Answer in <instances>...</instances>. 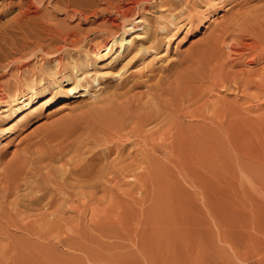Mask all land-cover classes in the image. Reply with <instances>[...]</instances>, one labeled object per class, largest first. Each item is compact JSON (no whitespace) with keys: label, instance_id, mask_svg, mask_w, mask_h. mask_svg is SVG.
Listing matches in <instances>:
<instances>
[{"label":"rangeland","instance_id":"obj_1","mask_svg":"<svg viewBox=\"0 0 264 264\" xmlns=\"http://www.w3.org/2000/svg\"><path fill=\"white\" fill-rule=\"evenodd\" d=\"M27 1L29 0H0V93H15V88L24 83L25 71L29 75L35 72L37 77L40 69L47 65L42 60V55L31 58L30 50L23 49L24 38L17 28L15 18L19 12L18 4L25 5ZM97 1L80 2L79 10L88 15V18L84 15L70 17L71 15L62 10L55 14L49 1L41 4L40 9L42 8L43 14L50 15V24H56L65 31H74L87 41L99 43L117 28L112 27L115 29L111 30L107 25L106 29L102 28L105 27V24L102 25L104 18L114 15L110 12H104L102 16H89L88 12L97 6ZM168 1H141L142 3L136 5L137 11L134 10L135 7L132 9L131 14L138 12L146 16V21L152 27H159L166 21L164 24L167 31L164 33V30L161 32L156 29L158 49L142 53L127 73L136 72L134 76L140 83H153L151 79L146 80L148 71L157 70L166 61L172 62L170 71L173 76L171 75L169 83L167 82L170 92L169 95L168 92L166 94L167 99L173 102V107L166 105L167 122L148 123L144 128L147 131L141 136H131L130 139L127 136H113L97 149L102 150L107 145L113 147L105 155L112 159L110 161L120 155L119 165L131 158V155L134 158L136 152L135 159L138 156V159L146 160H139L141 164L137 161V164L142 166L137 172L142 175L125 179L121 176L122 179L112 174L116 180L109 175L108 178L112 177L110 182L104 179L102 180L105 182L98 181L100 187L103 185L102 188L96 186L98 190L91 189L90 192L91 187L86 186L89 188L87 190L82 187V195L78 187L75 190L70 188L69 191L59 190L57 196L58 192L54 193L50 188L51 195L47 194L49 196L46 200L34 206L30 204L31 197H26L29 191L22 188L20 192L5 200V204L0 202V212L3 211L0 213V264H264V97L256 99L251 96L263 85L261 81L264 78V60H254L246 52L236 54L231 52L230 47L232 43L249 40L248 31L244 33L243 30L254 29L255 26L257 29L259 26L258 29L261 30L262 27L264 31V0ZM173 3L178 8H175V11ZM169 5L173 7L170 8ZM146 8L151 12L144 13ZM137 15L136 13L135 16ZM174 15L179 18L175 19L178 22L172 25L169 21ZM119 16L120 22L124 20V15ZM241 17L249 18L250 25L245 26L247 29L239 26L243 20ZM178 24H181L179 28ZM222 37L224 42L220 39ZM258 50L257 52L262 53L261 48ZM150 53H157V58L154 59L156 54L151 57ZM101 68L104 71L105 68ZM109 76L100 77L102 83L94 90L106 88L109 95L119 91L120 89L115 90L112 84L119 83L121 79ZM140 83L132 87L128 98L133 100L130 106L135 104L132 109L140 108L143 114L144 109H149L150 104L157 100L149 104L151 99L148 98V83L146 87ZM65 86L62 89L64 95L58 97L55 102L47 104V95H44L37 98L35 104L23 112L12 115V118L0 119V129L15 128L13 121L16 116L22 115L25 121L20 124L23 126L19 125L14 129L15 132H8L0 137V173L3 174L8 165L22 161L26 150L37 149L42 144V140L39 141L46 132L47 135L55 134L64 126H72L77 119L76 114L80 115L86 110L87 115L92 117L89 109L93 104L97 106V103H93L89 96H82L80 91L84 88L66 91L68 85ZM109 88L113 92L108 90ZM106 93L103 94L105 97ZM183 93L188 94L187 100L180 99ZM80 103L83 106L90 103V106L87 105V108L85 106L86 109H83ZM100 105L105 107L102 103ZM147 105L149 108H145ZM155 105L151 106L155 108ZM0 107L2 110L4 106L0 104ZM137 137L139 139L136 140ZM137 145H143L142 149L146 154ZM126 150L129 151L128 154ZM105 155L100 151L91 159L102 161L104 158L109 161ZM68 156L70 155L65 158L69 159ZM151 157L154 161L150 160ZM117 158L113 161L116 164L119 162ZM64 160L53 164L60 166L62 172L66 169ZM130 160L127 162L135 161ZM61 171L60 175H57L65 174L62 175ZM6 173L4 172L5 175ZM2 177L5 178L4 175ZM2 177L0 180H3ZM63 177H68V174ZM3 183L1 185L4 186ZM85 191L88 193L86 197ZM89 192H94L93 196L89 195ZM79 194L81 196H78ZM46 203L51 204L45 206ZM10 207L17 209L18 213L14 209L16 213L11 212ZM13 213L16 214L15 218L12 217ZM17 214L19 216L16 218Z\"/></svg>","mask_w":264,"mask_h":264},{"label":"bare ground","instance_id":"obj_2","mask_svg":"<svg viewBox=\"0 0 264 264\" xmlns=\"http://www.w3.org/2000/svg\"><path fill=\"white\" fill-rule=\"evenodd\" d=\"M22 1L23 0H21V2ZM48 1L52 5V12L55 14L58 13L60 10H62L66 14L71 15L70 17L84 15L85 17L88 18V15L86 16L82 12V10H79L78 6H79L80 2H82V0H29V1H27L26 4L24 3L25 5H23L22 3L18 4L19 12L16 15L15 23L17 25V28L21 31L23 38H24V48L23 49L27 50V51L30 50V56L29 57H31V58H32V56L37 57L39 54L42 55V58H43L42 60H44V62L47 63V65H45V66L42 65L43 67L42 68L40 67L41 69L39 68L40 73L37 74L38 75L37 77H35L36 76L35 72L33 73V71H32L33 74L29 75V73H27L25 71V76L23 75V77H25L24 83L22 82L23 85L17 86L18 88H15L16 89L15 93L12 92L13 94H10L9 92H4V91L2 93H0V104L2 106H4L3 109L0 110V119L4 118V117L5 118H8V117L12 118V115L17 114L19 112H23L24 110L32 107L33 104H35L37 98H39V97L42 98V96L44 97V95H47L45 98V102H47V104L48 103L51 104V103L55 102L58 99V97L62 96V94H63L62 89H64L65 85H68V87L65 89L66 91H74V90L79 89L80 87H83L84 88L83 91H80L83 93V95L82 94L81 95L82 96H89L90 98H92L93 103H97V106H96V104H95V106H93L94 104L91 105L92 108L89 109V112H92L91 114H93V115H92V117H89L90 114L87 115L88 110H86L85 113H81L80 115H79V113L76 114V112L79 111L77 108L83 106L80 103L81 106L76 107L77 111L74 112L77 115L76 116L77 119L74 121V123L71 124L72 126L68 125L71 128H69V127L65 128V126L64 127L60 126V128L62 127L65 129L61 128V130H58L57 133H55V134L49 133L47 135L46 134L47 132H46L44 134V136L39 141V142H41V140H42V144L40 143L41 144L40 146L38 145L39 143L36 144L37 146H39L37 149H35L33 151H30V150H32L31 148L29 150H26L27 151L26 156L23 158L22 161H20L18 163H16L17 162L16 161L15 162L16 164L15 163L13 165L11 164V166L8 165L7 166L8 169L4 170L5 173L7 171L6 175L1 170L3 172V174L0 173V177H2L4 175V177L6 178L5 179L2 177L3 180H0V202L2 204H5V202H6L5 200H7L10 196L20 192L22 190V188H25L24 191L25 190L29 191L28 194L26 193L27 196L26 195H24V196L31 197L30 204L34 206V204H37V203H40V202L46 200L47 196H49L47 194H50L52 191L54 193L58 192L59 190H65V191L68 190L69 191L70 188L75 190L76 187H78L79 189L78 188L77 189L81 191V195H82L83 189L84 190L89 189V188H86V186L91 187L89 190L90 192H92L91 189L93 191H95L97 189L96 186L99 185V183L101 182L102 179L110 182V180H111L110 178H112L113 176H119L120 178H122L124 176V179L128 178V177H131V178L140 177V175H142V174L139 173V171L137 172V170H139L140 169L139 167H142V166H139L138 164H139V162L141 164V161L145 162L146 160L145 161H144V159L141 160L142 158L138 159V156H137V159H135L136 158V155H135L136 152H134V158H133V155H131L132 157L125 161V162H127L130 159H134L136 161V162L134 161L135 164H137V161H138V164L136 166L133 162L130 163L132 160H130V162H127V164H125V162H124L121 165H119V163H121L120 155L118 158L115 157L118 159L117 161H119L118 164L113 162L114 160H116L115 158L113 161H110L112 159H109L108 156L106 157V155H107L106 153L111 151L113 149V147H110L107 145V146H105L104 149L101 148L102 150H100V149L97 150V149L99 146L102 147L103 144H106L110 138H113V136H118V137H123V136L126 137L127 136L130 139L131 136H141L144 131H147L144 128H145L146 124H148V123L151 124V122H152V124H154V123H159L162 121L167 122L166 116L168 114L166 115V110L168 108H166V105H167V107L169 106L170 108L173 107V105H172L173 102L171 103L169 101V99H167V94H166L169 90L167 85H168L170 77L172 75L171 74L172 71H170V70H172L171 69L172 66H170V65H172L171 61H166L165 64H163L157 70L151 69L150 71H148V73L146 72L147 73L145 75V77L147 78L146 80L151 79L150 81H152L153 83L149 82L150 83L149 84L148 82L144 83V81L143 82L141 81V83H143V86H145L148 83L147 84V87H148L147 90H149L148 92L150 93V95L148 93L147 96L149 95L148 98L151 99L148 101L149 104L152 103L151 101H153V100L154 101L157 100V102H158V103L153 102V104H150L151 109L148 107V105H147V107H145V108H149L150 110L142 108V109H144V111L145 110H148V111H145V112L143 111V114H141L142 110L140 108H137V109L133 108L132 109V107L135 104L133 106H130L131 101H133V100L130 101V99L128 98L130 96L129 92L132 89V87L134 88V86L136 84L138 85V83H140V82H138L139 80L134 76L137 73L131 72L132 74H127L128 71L131 69V66L134 65L135 61H137V58L139 56H141L142 53H145L147 51L151 52L152 49L153 50L158 49L156 46L157 45V37H156V33H157L156 31L157 30L156 29L157 28L160 29L158 31H161V32L164 30L163 31L164 33L167 31V26H166V24H164L166 22L165 20H164L165 22H163V24H161V25H159V27L155 28V27H152V25L146 21V19H145L146 16L144 17V15H142V14L140 15V13H138V12H136L138 14L137 16H135L136 15L135 12H134L135 14L133 13L134 15L131 14L132 13L131 11L134 7H135L134 10L137 11L136 5H138L139 2H141V1L146 2L148 0H98L99 2L97 1L98 2L97 6L93 7L88 12L89 16L90 15L100 16L102 13L104 14V12H108V13L110 12L111 15L112 14H114V15H112L109 18L105 17L104 21H106V23H108V24H106L103 21L102 25L104 26V24H105V27H102V25H101V27L106 29L107 26H109V27H111V30L115 29V28L112 29V27L117 28V29H115V31L110 32L109 37L103 39L101 36L102 39L99 41V43H96L97 41H87L84 37L77 35L74 31H65L64 29L60 28L59 26L57 27L56 24H50L49 19H48V17L50 15L49 14L48 15L43 14L42 10H41L42 8L40 9V7H41L40 5L44 4ZM169 1L173 2L172 0H169ZM158 2H159V0H158ZM19 3H20V1H19ZM174 3H173V5H174ZM101 4H103V6ZM143 5H140V6L144 7ZM173 5H171V6L173 7ZM163 6H161V8ZM169 7H170V5H169ZM172 7H170V8H172ZM184 7H186V6L184 5ZM175 8H176V6L174 5V11H175ZM183 8H182V10H184ZM187 8L188 7H186V9ZM137 9H139V7H137ZM176 9H178V8H176ZM171 10H173V9H171ZM144 11H145L144 13L151 12V10L148 11L147 8L144 9ZM178 11H180V10H178ZM261 12H263V11H260V13ZM161 13L162 12H160V15H161ZM173 13H170V15ZM256 13H258V11ZM120 14H122V17L124 15V17L126 18V19L124 18L125 21L124 20H122L123 22L119 21L118 17H120L119 16ZM180 17H182V16H180ZM166 18L168 19V17H166ZM178 18H179L178 16L174 15L172 20L168 19V20H171V21H169V23H171L172 25L175 24L174 22L177 23L178 21L177 20L175 21V19H178ZM162 19H164V18L162 17ZM242 19H240V21ZM235 20H237V19H235ZM157 21H155V22H157ZM238 21H239V19H238ZM150 22H152V21H150ZM180 22H182V21L180 20ZM248 22H250L249 18L246 17L242 20V22L240 23L239 26L242 29H247L245 26L248 27V24H249ZM187 23L189 24V22H187ZM181 24L180 25L178 24V28H179V26H181ZM234 24H233V26H234ZM237 24H239V23H237ZM156 26H158V25L156 24ZM255 27L253 29L252 26L251 27L249 26V28H252V29L243 30V31H245L244 33H247V31H248V33H249L248 37H250L249 38L250 42H248L249 40L247 42H244L241 40L242 38H240V37L239 38L241 41L237 40L239 43L236 42V43L231 44L229 42L231 44V45L229 44L231 47V50H232L231 52H234L236 54L246 52V53H248V55L250 54L251 58L254 60H255V58H260V59L264 60V31H263L261 26L260 27H261V30L263 31V33L261 30L258 29L259 26H257V29H255ZM169 28H170V26H169ZM237 28H234V29L237 30ZM108 30L110 31V29H108ZM238 30L240 31V28H238ZM174 31H175V29H174ZM177 31H178V29H177ZM172 33H173L172 35H174V32H172ZM225 33H227V32H225ZM84 35L86 36L88 34H84ZM223 37L220 38L222 41L224 39ZM245 40H247V39H245ZM259 48L262 49V53H261V51L257 52V51H259L258 50ZM17 50L19 51V49H17ZM91 53L93 54L92 56H91ZM157 53H154V54H156L154 59L157 58ZM79 54H80V56H79ZM154 54H151V57ZM166 55H168V54H165V56ZM239 55H241V54H239ZM251 58H249V59L252 62ZM125 60H126V62H124ZM139 63H140V61H139ZM150 63L152 64V62H150ZM25 64L27 67V63H25ZM174 66H175V63H174ZM101 67H104L107 70L104 69V71H102ZM146 67H148V66H146ZM154 67H152V68H154ZM116 68H117V70H116ZM144 68H143V71H144ZM23 69H24V67H23ZM93 70H95L94 73H92ZM134 73H136V74H134ZM179 73H181V71ZM262 73L264 75V71ZM138 74H140V73H138ZM111 75L113 78L116 76L119 78V80L121 79V81H119V83L116 82L117 84H112V87L114 86L115 90L120 89L119 91L116 90L115 92H113V90H111L109 88L108 90H111L113 92L112 94L110 93V95H109L108 93H106V88H104L102 90H98V91L94 90V88H96V86L99 87V85H101V83H102V81H100V77H106V76L108 77L109 76V78H110ZM133 76L135 77L134 79H133ZM153 78L155 79V81H153L154 80ZM247 78H249V77H247ZM259 78L261 79V77H259ZM14 79H15V77H14ZM143 79H145V78H143ZM250 80L252 81V79H250ZM248 82H250L249 79H248ZM261 82H262L261 84H263L260 86L261 88H259V89L256 88V89H258L257 93H254L251 95L252 97H256V99L257 98L260 99V98L264 97L263 96L264 78L262 79ZM141 83H140V85H142ZM245 83H246V81H245ZM245 83H243V86ZM108 84H110V83H108ZM236 84H237V82H236ZM229 85H231V84H229ZM250 85L251 84L249 83L248 86L250 87ZM101 87H103V86H101ZM109 87H111V86H109ZM230 87H232V86H230ZM238 87H240V86H238ZM244 87H246V86H244ZM257 87H259V86H257ZM242 89H243V87H242ZM261 89H263V90H261ZM232 90H234V89H232ZM131 92H133V91H131ZM169 92H168V95H169ZM69 93L70 92H68V94ZM104 93H106V97L103 95ZM164 94L166 97L164 96ZM180 94H182V93H180ZM187 97H188V94L186 93L184 95H181L180 99L184 101V100H187ZM163 98H165L166 100ZM120 100H122V101H120ZM119 101L123 102L124 105L122 106V104L119 103ZM168 101L171 103L172 106H170V103ZM85 102H86V100H85ZM103 102H105V104H103ZM100 103H102V106L105 105V107L107 105V107L106 108L101 107ZM146 103H147V101H146ZM155 103L158 104L157 107H156ZM89 104L90 103L84 104L83 109H86L87 105H89ZM174 104H177V103H174ZM99 105H100V107H98ZM151 105H155V108H153L154 106L152 107ZM85 106H86V108H85ZM89 106H88V108H89ZM124 106H125V108H124ZM61 107L62 106H60V108ZM139 107H142V106H139ZM51 112H53V110ZM34 113L35 112H33V114ZM11 118H9V119H11ZM5 121H6V119H5ZM13 122L15 124V128H2V129H0V137L4 136L8 132L12 133L14 131V129H16L20 124H22L25 121H24L23 116L21 115L18 117L16 116V118ZM162 125H164V124H162ZM20 126H23V125H20ZM157 127H158V125H157ZM128 128H130V129L127 131ZM154 128H156V126ZM154 133H153V135H155ZM150 135L152 136V133ZM125 137H123V138H125ZM137 139H139V137H137L136 140ZM121 140H120V142H122ZM132 140H135V139L132 138ZM143 140H144V138H143ZM113 141H114V139H113ZM124 141H126V140H124ZM136 143H134V144H136ZM134 144H133V146H134ZM137 146H140V145H137ZM142 147H143V145L140 146L139 149L141 150ZM139 149L138 150L136 149L137 152H141ZM143 150L144 149H142V151ZM100 151H103L104 155L106 154L105 158H107V160L109 159V161H106V159L104 160V158L102 161L91 159L95 155H98V153ZM117 152H119V151L117 150ZM127 152H129V151L126 150V153ZM143 152L146 154L145 151H143ZM154 153H156V152H154ZM130 154H132V153H130ZM67 155H70V156H68V157H70L69 159L65 158ZM147 156H149V155H147ZM122 157H123V155H122ZM125 158H123V159H125ZM143 158H144V156H143ZM152 158L153 157H151L150 160H152ZM62 159L66 160V161L64 160V162L66 163V167H65L66 169L65 170L63 169V172L61 171L62 168H60V166L59 167L55 166L56 164H58L56 162L59 160L61 161ZM100 159H102V158H100ZM1 160H2V155H0V165H2ZM139 160H141V161H139ZM147 161H149V160L147 159ZM152 161H154V160H152ZM54 163H55V165H53ZM63 163H61V164H63ZM149 163H151V161ZM67 165H69V166H67ZM150 167H152V166H150ZM59 171H61L62 175L64 173L65 174L67 173L68 177L64 178L63 176H65V174L63 176H59L60 175ZM57 174H59V175H57ZM112 174H113V176H112ZM109 175L112 177L108 178ZM8 177H9V180H11L10 182L8 180ZM119 177H118V179H119ZM4 179L8 180V181H5ZM112 179L116 180L115 177H113ZM104 180H102V182ZM132 180H134V179H132ZM98 181H99V183H98ZM1 182L2 183L4 182L6 186L1 185L2 184ZM6 182L8 183V185ZM103 184H105V183H103ZM102 186L103 185H101V187H100V185H99L98 187L102 188ZM82 187H83V189H82ZM50 188H52V191L50 190ZM80 191H79V193H80ZM71 192H72V190H71ZM90 192H89V195H92L94 193V192L93 193H90ZM73 193H74V191H73ZM84 193H85L84 196L86 197L87 196L86 194H88V193H86V191ZM57 195H59V192L56 194V196ZM81 195L79 194L78 196H81ZM22 198H23V196H22ZM89 198H90V196H89ZM28 202H29V199H28ZM49 204H51V203H46L45 206H48ZM13 207H16V206H13ZM13 207L12 208L10 207L12 209V211L10 208H9V210L11 212H13L14 210L17 211V209H15ZM27 211H28V209H27ZM2 212H0V213H2ZM17 213H18V211H17ZM58 213H60V212H58ZM20 214L21 213H19V215ZM14 215H16V214L13 213L12 217L15 218ZM19 215L17 214L16 218ZM9 216L10 215H8V217ZM20 216H22V215H20ZM7 219H9V218H7ZM13 220H16V219H13ZM8 221H10V220H8ZM7 225H8V222H7ZM12 226H14V225H12ZM6 229H7V227H6Z\"/></svg>","mask_w":264,"mask_h":264}]
</instances>
